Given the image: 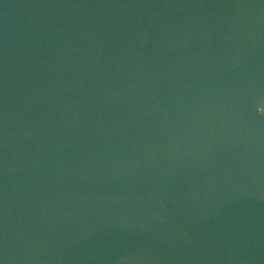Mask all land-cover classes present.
Wrapping results in <instances>:
<instances>
[{"label": "water", "instance_id": "95a60500", "mask_svg": "<svg viewBox=\"0 0 264 264\" xmlns=\"http://www.w3.org/2000/svg\"><path fill=\"white\" fill-rule=\"evenodd\" d=\"M0 264H264V0H0Z\"/></svg>", "mask_w": 264, "mask_h": 264}]
</instances>
